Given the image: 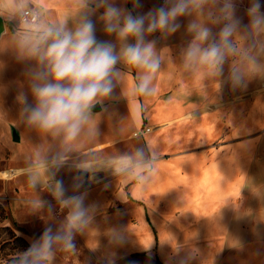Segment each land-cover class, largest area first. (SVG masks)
I'll return each instance as SVG.
<instances>
[{
  "label": "rangeland",
  "instance_id": "rangeland-1",
  "mask_svg": "<svg viewBox=\"0 0 264 264\" xmlns=\"http://www.w3.org/2000/svg\"><path fill=\"white\" fill-rule=\"evenodd\" d=\"M129 1L132 7V0ZM163 2L140 0L142 7L134 14L146 13ZM236 2L237 16L247 24L249 0ZM261 3L264 5V0ZM261 10L264 11V7ZM188 19L180 18L183 34H186ZM13 33L9 29L0 39V203L16 221L18 234L29 248L39 240L45 228L51 226L55 230L66 215L67 210L61 209L51 194L55 181L62 179L70 195L72 177L79 166L95 163L98 182L86 185L88 195L95 192L100 197L95 203L97 212L92 224L76 235L75 253L56 250L49 264H109L110 260H114V264H156V257L163 264H239L236 249L226 245L231 240L225 243L223 200L217 201L216 211H199L197 193L192 186L195 188L194 178L202 175V169L196 166L198 160L209 161L215 174H224L221 162L228 160L225 156L235 152L237 144L248 143L245 167L249 195H255L253 186L264 179L261 165L264 162V77L251 78L243 89H215V101L207 100V94L202 93L195 112L189 109L170 119L160 118V100L169 94L161 90L163 80L159 79L157 84L155 81V95L127 101L120 97L117 87L113 98L101 106V112L93 114L81 136L65 146L62 137L41 133L22 122L17 96L23 91L29 102L32 101L25 75L29 64L16 59ZM149 39H156L158 48L175 44L169 39L160 40L159 33ZM188 40L181 41L183 47ZM127 72L134 80L135 71ZM131 83L125 80V85ZM93 125L94 138L88 132ZM12 128L19 133V142L12 140ZM144 144L157 152L158 160L154 181L138 190L142 197L138 198L132 192L138 184L118 181L106 169L101 170L103 160L96 156H118ZM60 156L66 163L57 167L53 161ZM163 175L168 178L161 179ZM186 186L190 187L189 191H185ZM130 195L141 205L129 200ZM226 196L225 200L228 194ZM88 202L94 204V199ZM37 203L41 205L39 208L34 207ZM249 217L255 218V215ZM111 228L127 230L123 245L109 244L106 233ZM96 244L98 247L92 250ZM141 252L145 255L136 256Z\"/></svg>",
  "mask_w": 264,
  "mask_h": 264
},
{
  "label": "clouds",
  "instance_id": "clouds-1",
  "mask_svg": "<svg viewBox=\"0 0 264 264\" xmlns=\"http://www.w3.org/2000/svg\"><path fill=\"white\" fill-rule=\"evenodd\" d=\"M11 5L12 10L5 11L9 20L17 23L12 48L18 61L29 64L25 75L32 101L23 91L17 96L22 122L41 133L62 137L65 146L81 136L93 119V108L112 99L117 87L126 101L155 95L156 77L165 65L167 48H158L157 40L149 37L159 33L160 40H167L180 30L181 17L189 18L185 31L190 39L180 51L178 68L198 80L202 91L206 81L220 89L226 64L233 88L244 86L253 77H264L261 0H249L247 24L237 16L236 0H164L143 14H134L142 7L140 0H132L131 10L118 6L116 0H76L73 16L51 22L36 0H11ZM97 21L104 35L113 39L97 38ZM128 70H134L135 76L125 85ZM88 132L94 138L95 126ZM96 158L103 160L101 170L106 169L118 181L146 187L158 154L144 144L118 156ZM53 163L62 167L66 160L60 156ZM97 167L95 163L79 166L70 195L62 179L55 181L51 194L60 208L67 210L64 220L55 230L45 228L39 240L11 264H49L56 250L76 252V235L89 229L97 212L96 204L85 202L86 185L98 182ZM126 231L109 229V244L123 245Z\"/></svg>",
  "mask_w": 264,
  "mask_h": 264
},
{
  "label": "crops",
  "instance_id": "crops-1",
  "mask_svg": "<svg viewBox=\"0 0 264 264\" xmlns=\"http://www.w3.org/2000/svg\"><path fill=\"white\" fill-rule=\"evenodd\" d=\"M117 5L132 9L129 0H116ZM37 7L42 6L46 18L51 21L64 19L71 17L76 12V0H36ZM5 9L12 10L11 0H0V16L3 20L4 32L0 35V39L6 33L7 30L15 32L17 29V23L15 20H9L8 12ZM98 15V14H97ZM95 19V17H94ZM247 19V18H246ZM246 21V20H245ZM242 22H244L242 20ZM8 26V27H7ZM182 30L177 31L170 36L169 41L175 43L174 46H164L166 62L161 72L156 77L157 81L163 80L161 83V90H165V94L168 96L166 99H161V119H170L175 116H181L187 113V110L192 109L191 112H195L200 104V94H207V100L215 101V89L211 82L206 81V89L202 91L201 84L198 80L182 74L178 68L180 51L183 48L182 42L184 39H190L187 34L181 33ZM183 34V35H182ZM97 38L100 40L113 39L107 37L101 31V24L97 21ZM223 81H221V87H232L227 77L229 74L228 65H225ZM135 75V74H134ZM260 76L256 78L259 79ZM126 81L132 82L133 77L130 73H126ZM157 86V85H156ZM246 87V86H245ZM244 86L239 89H243ZM188 94L191 97L180 98V95ZM193 103H197L194 105ZM194 109V110H193ZM168 111V112H166ZM172 111V112H171ZM171 112V113H170ZM249 144H237L235 152L228 154V160L221 162L224 174H215V170H212L209 161L201 159L196 163L202 169V175L194 178L195 188L192 186L193 192L196 191V205L199 211H209L210 209L216 211L217 201L223 200V211L225 215V243L230 239L231 242L226 245L235 248L239 254V264H263L264 263V179L259 180L255 186H253L255 195H249L250 187H248L249 177L247 175L245 163L247 157L245 151L248 150ZM223 157V158H225ZM233 158V161H231ZM213 164L216 161L213 160ZM195 162V161H193ZM182 163V162H181ZM190 164L191 162H187ZM227 163V164H226ZM260 164V163H259ZM234 168H233V166ZM264 167V162L261 163ZM232 166V168H231ZM188 167V166H187ZM259 172V171H258ZM204 174V175H203ZM155 178V177H154ZM168 178L167 176H161V179ZM157 179V177L155 178ZM152 182L154 179L151 180ZM168 181V180H167ZM150 182V183H152ZM170 182V181H168ZM150 183L148 185H150ZM147 185V186H148ZM166 185V184H165ZM146 186V187H147ZM189 186V185H188ZM186 186V189L190 190V187ZM140 185L134 186L132 192L138 198L141 194L138 190H141ZM188 187V188H187ZM183 186L181 190L183 191ZM234 189V190H232ZM187 190V191H189ZM226 194H228V198ZM99 195L95 192L88 195L87 200L94 199V204L98 202ZM129 200L137 202L132 196H128ZM142 198V197H141ZM146 201V200H144ZM141 205V202H137ZM221 203V202H220ZM255 215V218L249 216ZM249 222V223H248ZM239 248V250H238ZM233 249V250H235ZM239 251V252H238Z\"/></svg>",
  "mask_w": 264,
  "mask_h": 264
},
{
  "label": "trees",
  "instance_id": "trees-1",
  "mask_svg": "<svg viewBox=\"0 0 264 264\" xmlns=\"http://www.w3.org/2000/svg\"><path fill=\"white\" fill-rule=\"evenodd\" d=\"M148 220V217H146ZM18 225L9 212L5 211L0 203V264H11V261L20 253L29 248L27 242L18 234ZM144 252L136 256H143ZM156 264H163L158 257Z\"/></svg>",
  "mask_w": 264,
  "mask_h": 264
},
{
  "label": "water",
  "instance_id": "water-1",
  "mask_svg": "<svg viewBox=\"0 0 264 264\" xmlns=\"http://www.w3.org/2000/svg\"><path fill=\"white\" fill-rule=\"evenodd\" d=\"M3 32H4V25H3V20L0 16V35ZM101 110H102L101 105L98 104L93 108V114L99 113L101 112ZM11 136L14 142H19L20 140L19 133L14 128L11 129Z\"/></svg>",
  "mask_w": 264,
  "mask_h": 264
},
{
  "label": "built area",
  "instance_id": "built-area-1",
  "mask_svg": "<svg viewBox=\"0 0 264 264\" xmlns=\"http://www.w3.org/2000/svg\"><path fill=\"white\" fill-rule=\"evenodd\" d=\"M34 18V17H33Z\"/></svg>",
  "mask_w": 264,
  "mask_h": 264
}]
</instances>
